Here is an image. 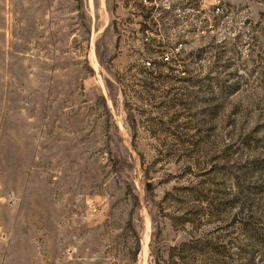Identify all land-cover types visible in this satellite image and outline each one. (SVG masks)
I'll use <instances>...</instances> for the list:
<instances>
[{"label":"rangeland","instance_id":"rangeland-1","mask_svg":"<svg viewBox=\"0 0 264 264\" xmlns=\"http://www.w3.org/2000/svg\"><path fill=\"white\" fill-rule=\"evenodd\" d=\"M188 1L0 0V264H264V0Z\"/></svg>","mask_w":264,"mask_h":264},{"label":"trees","instance_id":"trees-1","mask_svg":"<svg viewBox=\"0 0 264 264\" xmlns=\"http://www.w3.org/2000/svg\"><path fill=\"white\" fill-rule=\"evenodd\" d=\"M188 4H189V6H191L192 9L194 8V4H193V2L191 0L188 1ZM198 21L199 22H198V24H196V27H199L200 29H206L207 26L210 24V20L208 19V16H204L203 18L198 19ZM192 26L193 25H191V27ZM155 42L157 43L156 45L164 46V47L169 48V49L173 48L172 40H170L168 37L165 39V41L157 40ZM174 58H175V59H173L174 63H178L179 64V63L182 62V60L177 57V53H174ZM138 246H139L138 245V240H137V237H136V252H137Z\"/></svg>","mask_w":264,"mask_h":264},{"label":"built area","instance_id":"built-area-1","mask_svg":"<svg viewBox=\"0 0 264 264\" xmlns=\"http://www.w3.org/2000/svg\"><path fill=\"white\" fill-rule=\"evenodd\" d=\"M147 64H150L149 62H147Z\"/></svg>","mask_w":264,"mask_h":264}]
</instances>
